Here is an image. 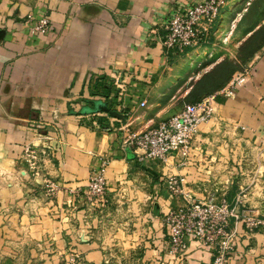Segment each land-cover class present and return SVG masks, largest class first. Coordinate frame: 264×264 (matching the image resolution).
Here are the masks:
<instances>
[{
	"label": "crops",
	"instance_id": "0c3cea01",
	"mask_svg": "<svg viewBox=\"0 0 264 264\" xmlns=\"http://www.w3.org/2000/svg\"><path fill=\"white\" fill-rule=\"evenodd\" d=\"M188 2L0 0L4 264L57 261L70 249L82 264H210L209 248L194 240L181 260L169 252L163 216L185 204L166 189L171 174L194 200L224 197L264 216V45L247 61L251 70L235 93L215 96L214 115L198 126L186 166L176 158L140 161L122 145L123 136L178 113L172 103L187 98L179 60L190 52L166 50L161 38L171 12ZM42 17L49 29L32 32ZM113 77L118 88H109ZM95 100L123 117L82 111ZM25 145L48 148L40 176L59 185L52 196L28 170ZM104 159L108 202L91 207L83 193ZM234 226L227 264H264L262 229L231 220Z\"/></svg>",
	"mask_w": 264,
	"mask_h": 264
},
{
	"label": "built area",
	"instance_id": "2783aa9c",
	"mask_svg": "<svg viewBox=\"0 0 264 264\" xmlns=\"http://www.w3.org/2000/svg\"><path fill=\"white\" fill-rule=\"evenodd\" d=\"M226 2L227 0H191L175 8L163 25L162 46L176 54L197 48L204 40V31L215 22ZM48 29L49 20L46 17L37 19L31 27L34 33H44ZM250 70V65L246 66L218 92L205 96L199 102L184 104L178 113L156 125L123 136L124 149L134 153L140 161L156 160L166 163L170 158H176L179 166H186L193 154L192 141L198 126L214 115L215 96L221 94L231 97L246 81ZM49 155L51 154L47 147L24 146L23 159L32 176H40L41 159ZM107 164L108 160H102L100 167L88 176L83 194L91 207L106 201L104 169ZM42 183L49 196L59 190V185L50 177L43 176ZM166 189L173 199L182 197L185 202L183 205L168 207L163 216L169 252L179 260L187 250L188 241L194 240L209 248L212 254L210 264H227L236 238V229L235 226L231 228V220L234 224L242 223L248 231L264 227V219L258 212L231 206L224 197L217 199L213 195H207L204 199L194 200L183 190L180 179L174 174L167 176ZM75 256L79 257L78 254Z\"/></svg>",
	"mask_w": 264,
	"mask_h": 264
},
{
	"label": "rangeland",
	"instance_id": "374dc122",
	"mask_svg": "<svg viewBox=\"0 0 264 264\" xmlns=\"http://www.w3.org/2000/svg\"><path fill=\"white\" fill-rule=\"evenodd\" d=\"M204 33V40L197 48L190 49L189 54L180 56L179 73L186 77L185 89L191 91L193 88L194 95L184 101L177 100L172 103L171 108H178V111L184 104L196 101L193 99L195 96L210 91L216 83L243 71L249 54L257 51L264 43V0H227L218 18ZM117 83L118 80L113 77L109 88ZM107 202L106 197L105 203ZM261 231L264 232V227ZM75 254L80 255L78 251L70 249L57 261L32 260L16 263L82 264L80 256L76 257ZM4 261L0 259V264L7 263ZM125 261L114 264H133L131 260Z\"/></svg>",
	"mask_w": 264,
	"mask_h": 264
},
{
	"label": "water",
	"instance_id": "95a60500",
	"mask_svg": "<svg viewBox=\"0 0 264 264\" xmlns=\"http://www.w3.org/2000/svg\"><path fill=\"white\" fill-rule=\"evenodd\" d=\"M93 107H84L82 109L83 112L85 113H98V112H105L109 114L110 116L117 117V118H122L123 115L119 112H117L114 109H111L106 102L101 101V100H95L93 101ZM37 182H42V177L39 176V179H37Z\"/></svg>",
	"mask_w": 264,
	"mask_h": 264
},
{
	"label": "trees",
	"instance_id": "16d2710c",
	"mask_svg": "<svg viewBox=\"0 0 264 264\" xmlns=\"http://www.w3.org/2000/svg\"><path fill=\"white\" fill-rule=\"evenodd\" d=\"M262 45H264V43H263ZM262 45H261L258 49H260V48L262 47ZM255 52H256V50L249 54V55H250V56H249V59H250L251 56H253L252 54H254ZM249 59H248V60H249ZM246 61H247V60H246ZM231 78H232V77H231ZM231 78H230V79H231ZM230 79L227 78V79H225V80H223V81H221V82H219V83H216L210 91H208V92L202 94L201 96H199V95L195 96L193 99H195L196 101H194V102H199L200 100L203 99V97H205V96H207V95L213 93L214 91H217V90L221 89L224 85H226V84L229 82ZM193 95H194V92H193V88H192V90L189 91V93H188V95H187V99H188L189 96L192 97ZM190 103H193V102H190Z\"/></svg>",
	"mask_w": 264,
	"mask_h": 264
}]
</instances>
